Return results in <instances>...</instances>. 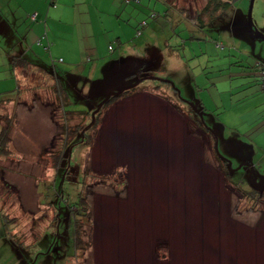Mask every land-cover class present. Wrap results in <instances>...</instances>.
Segmentation results:
<instances>
[{
  "label": "rangeland",
  "instance_id": "1",
  "mask_svg": "<svg viewBox=\"0 0 264 264\" xmlns=\"http://www.w3.org/2000/svg\"><path fill=\"white\" fill-rule=\"evenodd\" d=\"M250 1L216 4L210 22L206 9L212 0H130L133 20L143 17L147 23L142 37L151 36L162 57L154 65L128 47L127 54L107 58L112 56L108 45L98 43L107 59L99 63L102 74L92 78L98 82L92 83L97 90L91 95L92 114L64 112L61 104L68 100L54 94L50 75L24 73V91L3 110L11 116L12 154L0 156V241L9 238L16 254L7 251L2 264L17 256L23 257L18 264H28L30 255L29 264H264V202L225 179L215 150L234 160L231 180L247 191H261L264 89L256 65H264V0H253L252 31ZM200 12L203 26L197 25ZM165 39L178 58L170 56ZM50 51L48 61L57 70L80 60L69 46ZM160 64L166 72L158 71ZM78 70L68 91L86 95L89 84ZM130 71L139 79L129 78ZM187 73L191 85L181 84ZM158 80L173 82L184 99L165 86L157 88ZM132 84L139 85L134 94L110 104L85 132L109 92ZM188 86L192 94L186 98ZM188 99L204 108L199 124L206 134L192 120L197 111ZM85 107L80 100L65 109ZM240 152L244 156L237 158ZM242 159L248 165L242 166ZM78 195L86 204L82 216L67 212ZM77 216L82 222L76 248L78 226L70 222ZM28 229L42 239L34 247L25 242Z\"/></svg>",
  "mask_w": 264,
  "mask_h": 264
},
{
  "label": "crops",
  "instance_id": "2",
  "mask_svg": "<svg viewBox=\"0 0 264 264\" xmlns=\"http://www.w3.org/2000/svg\"><path fill=\"white\" fill-rule=\"evenodd\" d=\"M125 1L128 2L126 6H124V0H0V83L10 86L6 91L7 87L3 89L0 84V112L7 109L9 104L22 94L16 90L24 85L23 80L26 79L24 73L30 71L48 74L55 82L59 75L61 82L69 84L72 72L80 68L81 74L86 77V83L89 84V90L96 92L95 86L92 85L94 83L92 78L99 72L100 75L102 74L98 68L105 54V49L101 51L98 44L100 42L102 47L108 45L106 49L112 53V56L108 55L107 58H116L124 52L127 54L128 47H132L131 54L136 52V55L146 56L148 62L152 60L151 62L156 64L157 60L162 57V53L154 47L155 42L151 36L146 40L142 37V30L145 27L141 24L145 25V20L143 17H139V21L133 20L132 12L135 7L131 5L128 9L131 2L130 0ZM233 2L235 3V0L231 2V5ZM123 15L125 16L124 22L121 20ZM115 25L118 27L116 31L113 30ZM131 25L137 27V37L134 36ZM111 31H113L112 36L109 35ZM130 40L131 43H127ZM167 40L165 39V46L170 56L178 58V54L174 52V48ZM110 42H115L120 45V48L114 50ZM57 45L69 46L73 52L78 51L79 62L76 64L71 60V63H65L68 70L66 68L65 70L54 69L55 65L51 64L48 59L51 56V46L55 48ZM110 46L111 50H109ZM83 50L85 53L87 50L90 52V54L87 53V58L82 56ZM41 58H46V61H42ZM164 71L166 72V69ZM104 76L103 74L102 78ZM127 79V76L121 77L123 81ZM188 79L190 76L187 73L185 78H180L181 84L191 85V79L187 81ZM262 80L264 89V79ZM122 84L124 83H119L120 86ZM187 90H191L190 86ZM3 113L8 115L7 111ZM26 232L25 242L33 243L37 238L36 231L31 232L28 229ZM8 239L6 242L0 241V264L7 251L16 254ZM31 257L30 255L25 258L28 264ZM14 258V260L6 259L3 264H18L23 257Z\"/></svg>",
  "mask_w": 264,
  "mask_h": 264
},
{
  "label": "trees",
  "instance_id": "3",
  "mask_svg": "<svg viewBox=\"0 0 264 264\" xmlns=\"http://www.w3.org/2000/svg\"><path fill=\"white\" fill-rule=\"evenodd\" d=\"M212 1H215V2H213L214 5H212L209 8L207 7V9H206V15L208 16V19H209L210 22H212L213 14L215 13L216 8H218V6H216V4H221L220 6L229 7V5H231V2L234 1V0H212ZM208 6H209V4H208ZM203 11H205V10H203ZM199 15L200 16L197 17L198 21L196 20L197 21V25L203 26L204 25V23L202 22L203 12H200ZM144 24L145 25L147 24L146 21H144ZM145 25L141 24V26H144V27H145ZM139 34H140V31L138 30V35ZM154 65H156V64L154 63ZM256 67H257V79H259V81H263L262 79H264V78H262L261 73L263 72V74H264V65L263 64H257ZM165 69H166L165 66L163 64H160L159 68H158V71H164ZM135 74H136V71H130L128 73V77L130 78V77L136 76ZM149 74H151V73H146L145 75H149ZM137 76H138V74H137ZM139 77L140 76H138V79H139ZM60 78L61 77H58L57 81L55 82L54 94L58 95V96H61L62 94H64L62 96V99H66L67 98L68 102L67 103L65 102V103L61 104L63 111L64 112L66 111L68 113L69 112H71V113L72 112H78V113H81V114H88L90 112L89 108L92 105L91 95L94 92H92L90 90L86 95L78 94L77 92L76 93L75 92H69L68 89H69V86L71 85V83L69 82V84H70L69 85V84H66L65 82H61ZM128 81H129V83L132 82V80L131 81L128 80ZM158 81H162V83L161 84H157V88H159L160 85L165 86L166 88H168L169 90H171L173 92V94L176 96L175 98L182 97V95L180 93L177 94V89H175L173 87V85H174L173 82L163 81V80H158ZM129 83H127V84H129ZM174 86L176 87V85H174ZM71 87H72L71 89L74 90V87L73 86H71ZM138 87H139V85H133L132 84V86L131 85L130 86L127 85L126 87H123V88H121L118 91L109 92V97L107 99H105L106 101H104V103H101L100 108L95 112L96 114L93 117L92 116L90 117V123H89V125H87L85 127L84 131L86 132V129L87 130L93 129V127H95L97 125L98 120H99L98 119L99 116L102 114L103 110L106 109L110 104H112L115 101L120 100V99H122L124 97H127L129 95H133L134 91H136ZM94 90H95V88H94ZM16 91L21 93L22 91H24V89H22L21 86H20V87H18V89ZM186 92H187V97L186 98H188V96H190L192 94L191 90H187ZM188 92H189V95H188ZM183 99L184 98L182 97V100ZM11 100H12V98H11ZM80 100H81V102L84 105H86V107L84 109H81V110L80 109L79 110L76 109V110H72V111H68V110L65 109L66 106L72 105V104H76L77 102H80ZM188 100L191 102L193 99H188ZM8 101H10V100H8ZM200 110H204V108H201ZM192 111L194 112L195 110H192ZM197 116L201 117V112ZM10 119H11V116L8 117V115L6 113L0 112V122L3 121V120L5 122H7L6 125L5 126H1V129H0V156H11V154H12V151L10 150V143H11L10 130H11V127H12V124L9 121ZM221 130L224 131V126H223V128ZM222 136H223V134H222ZM90 140H91V138H90ZM66 146L67 145H66V142H65L64 147H66ZM246 148H247V151H250V147H246ZM216 155L220 159V156L217 153H216ZM253 157H254V155H253ZM230 161H233V159H231ZM226 163L227 164L224 167V171H225V178H227L228 182L232 186H234L236 189H238V190L240 189V192H242L244 194L247 193L248 196H251L253 198L254 197V192H250V191L245 190L242 187L241 182H234L233 180H231L230 171H233V170H232V168L229 167V165H228L229 162L226 161ZM239 183H240V185H239ZM240 186H241L242 189L240 188ZM78 200H79V202H77V204H75V205L67 204V212H72V213L74 212V214H75V212H77V213L80 214V216H82L83 215L82 210H85L86 204H84L83 198L80 195H78ZM76 214L74 216H76ZM56 217L60 218V216L58 214H57ZM72 222H73V224H76L78 226V227H76V229L74 230V233H73L74 243H75V246L77 248V247L80 246V243H81V239H80L79 233H80V223L82 221H81V218L79 216H77L76 219L74 218V221L71 220L70 224H72ZM25 240H26V238H25ZM41 241H42L41 238L39 240L35 239L34 242L31 243V244L34 247L36 244H38V242H41ZM33 255H34V257L36 255L37 257H35V258L38 260L40 258V255H41V250H39L38 248L35 249Z\"/></svg>",
  "mask_w": 264,
  "mask_h": 264
},
{
  "label": "flooded vegetation",
  "instance_id": "4",
  "mask_svg": "<svg viewBox=\"0 0 264 264\" xmlns=\"http://www.w3.org/2000/svg\"><path fill=\"white\" fill-rule=\"evenodd\" d=\"M151 62V61H150ZM149 62V63H150ZM138 74V73H137ZM136 75V74H135ZM139 76V75H138ZM136 77H137V75H136ZM136 77H134V78H136ZM133 78V79H134ZM133 79H132V81H133ZM128 83H129V81H128ZM122 88V87H121ZM186 103H187V101H185ZM187 105V104H186ZM189 105H190V107L192 108L191 110H195V111H197L196 112V114L197 115H199L200 114V112H201V110H200V108H197L194 104L192 105L191 104V102L189 103ZM190 113V115H192L191 114V112H189ZM187 115V117H188V114H186ZM193 116V115H192ZM196 116V115H195ZM198 117V116H197ZM192 120H194V122L195 123H197L196 124V126L198 127V129H201V131H203L205 134H206V131H207V129H206V127L204 126V123H203V127L202 126H200V124H199V121L201 120L202 122H203V120L200 118V117H198V118H192ZM244 150V148L241 150V151H243ZM246 150H247V148H246ZM216 156V155H215ZM239 156H244V152H240L239 153V155L237 156V158L239 157ZM216 158L220 161V162H222V164L223 165H226L227 163H226V161L227 160H225V159H222V158H218L217 156H216ZM227 158V157H226ZM234 161V160H233ZM224 162V163H223ZM241 162V165L242 166H245V165H248V163H247V161L245 160V159H242V161H240ZM241 166V167H242ZM238 169V168H237ZM226 180H227V178H225ZM256 201L259 199L261 202L263 201L264 202V191L262 190V191H254V197H253ZM56 213V216H57V214H58V212H55ZM59 215V214H58ZM55 216V217H56Z\"/></svg>",
  "mask_w": 264,
  "mask_h": 264
},
{
  "label": "water",
  "instance_id": "5",
  "mask_svg": "<svg viewBox=\"0 0 264 264\" xmlns=\"http://www.w3.org/2000/svg\"><path fill=\"white\" fill-rule=\"evenodd\" d=\"M252 4H253V0H251L250 1V8H249V25H248V27H249V30L250 31H252V23H251V19H250V15H251V10H252ZM110 81L108 80V83H109ZM96 84H98V82H95L94 83V85H96ZM173 87H174V85H173ZM178 90V89H177ZM178 94H179V90H178ZM109 97V94L107 95V97L105 98V99H107ZM104 101H106V100H104ZM104 101L102 102V103H104ZM97 109H99V108H97ZM97 111V110H96ZM216 150V152H217V154L220 156V154L218 153V150H217V148L215 149ZM222 158V157H221ZM223 159H225V160H227L229 163H228V165H229V167L231 168V165H230V161H229V159L227 158H223ZM255 182V181H254ZM256 183V182H255ZM261 191L263 190L264 191V187H258Z\"/></svg>",
  "mask_w": 264,
  "mask_h": 264
},
{
  "label": "built area",
  "instance_id": "6",
  "mask_svg": "<svg viewBox=\"0 0 264 264\" xmlns=\"http://www.w3.org/2000/svg\"><path fill=\"white\" fill-rule=\"evenodd\" d=\"M109 49H111V47H109ZM261 75H262V78H264V74H263V72L261 73Z\"/></svg>",
  "mask_w": 264,
  "mask_h": 264
}]
</instances>
